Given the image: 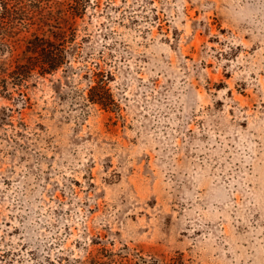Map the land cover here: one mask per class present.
I'll list each match as a JSON object with an SVG mask.
<instances>
[{
  "label": "rangeland",
  "instance_id": "rangeland-1",
  "mask_svg": "<svg viewBox=\"0 0 264 264\" xmlns=\"http://www.w3.org/2000/svg\"><path fill=\"white\" fill-rule=\"evenodd\" d=\"M22 1L76 37L0 93V264H264V0Z\"/></svg>",
  "mask_w": 264,
  "mask_h": 264
},
{
  "label": "trees",
  "instance_id": "trees-1",
  "mask_svg": "<svg viewBox=\"0 0 264 264\" xmlns=\"http://www.w3.org/2000/svg\"><path fill=\"white\" fill-rule=\"evenodd\" d=\"M71 14L76 16L74 6ZM44 18L42 10H36ZM36 12H30L22 0H0V93L12 96L14 92L22 94L33 75L53 74L67 66L69 45L75 41L74 30H66L61 25H52L57 30L46 32L32 31ZM94 84L88 90L87 99L98 103L106 109L115 103L109 87L110 74L102 70L95 72Z\"/></svg>",
  "mask_w": 264,
  "mask_h": 264
}]
</instances>
